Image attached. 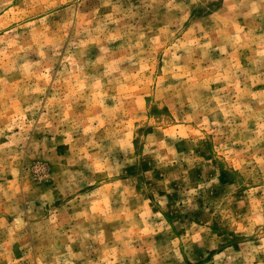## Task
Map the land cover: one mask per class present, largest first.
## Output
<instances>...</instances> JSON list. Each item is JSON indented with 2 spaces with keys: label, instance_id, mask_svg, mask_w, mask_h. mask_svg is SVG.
Listing matches in <instances>:
<instances>
[{
  "label": "rangeland",
  "instance_id": "374dc122",
  "mask_svg": "<svg viewBox=\"0 0 264 264\" xmlns=\"http://www.w3.org/2000/svg\"><path fill=\"white\" fill-rule=\"evenodd\" d=\"M0 264H264V0H0Z\"/></svg>",
  "mask_w": 264,
  "mask_h": 264
}]
</instances>
